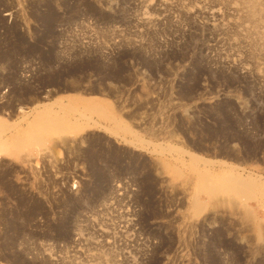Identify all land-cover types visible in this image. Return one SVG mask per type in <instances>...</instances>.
<instances>
[{"label": "rangeland", "instance_id": "rangeland-1", "mask_svg": "<svg viewBox=\"0 0 264 264\" xmlns=\"http://www.w3.org/2000/svg\"><path fill=\"white\" fill-rule=\"evenodd\" d=\"M0 123V264H264V0H0Z\"/></svg>", "mask_w": 264, "mask_h": 264}, {"label": "bare ground", "instance_id": "bare-ground-1", "mask_svg": "<svg viewBox=\"0 0 264 264\" xmlns=\"http://www.w3.org/2000/svg\"><path fill=\"white\" fill-rule=\"evenodd\" d=\"M64 122V118L54 115L47 107L36 110L30 123L32 131L28 134V136L31 137V139H36V135L38 132L48 130L54 126L62 127L61 125ZM72 127L74 129V126ZM2 128L5 129V126L0 123V129ZM122 129L126 132L128 131L126 127H123ZM7 143L12 144L14 147H21L27 144L28 141L25 138L21 137L19 134H15L11 139L8 138L7 142L0 141V151L7 149ZM189 166L191 169L195 170L198 189H200V191L209 193L212 197H217L219 194L228 192H232L235 195L245 194L247 196L260 194L261 199L264 201V183H260L258 181L256 182L250 178H241L240 176H234L231 174V177L229 176L227 178L223 176H213L206 171L196 170L195 167L192 166V164H190Z\"/></svg>", "mask_w": 264, "mask_h": 264}]
</instances>
